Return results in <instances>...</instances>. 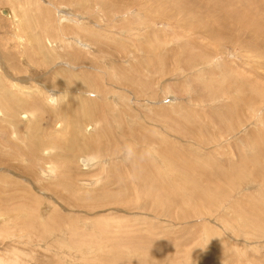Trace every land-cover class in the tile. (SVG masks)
<instances>
[{"label":"rangeland","instance_id":"rangeland-1","mask_svg":"<svg viewBox=\"0 0 264 264\" xmlns=\"http://www.w3.org/2000/svg\"><path fill=\"white\" fill-rule=\"evenodd\" d=\"M207 1L0 0V264H264V10Z\"/></svg>","mask_w":264,"mask_h":264},{"label":"bare ground","instance_id":"bare-ground-1","mask_svg":"<svg viewBox=\"0 0 264 264\" xmlns=\"http://www.w3.org/2000/svg\"><path fill=\"white\" fill-rule=\"evenodd\" d=\"M193 1H195V0H193ZM199 2H202V1H204V0H198ZM210 1H213V0H209V3H208V1H207V4H211V6L213 7L212 9H215V10H212V11H216V14L215 15H213L212 16V18L215 16L216 17V15H217V18H218V20L220 19V17L222 16V25L223 26H226L227 24H225V22H227L228 24H229V22H231V21H229V19H234V18H236V17H242L241 15H243V16H245V17H247L248 15H250V10L248 9V11H247V9L245 8V7H239L240 9L242 8V9H245V11L243 10L242 11V9H241V13H239V11L237 10H235L234 9V11L235 12H230V9H227V8H231L232 9V7H231V5H232V3H230L229 1H228V3L227 2H225V8L226 9H224V7H223V5H221V3H219V4H217L216 5V3L215 4H212ZM222 1V0H221ZM227 1V0H226ZM233 1V0H232ZM250 2H252L253 4L255 3V7H259L258 9H259V11H261V10H264V4H263V6H261V3L258 1V0H249ZM249 1H245V2H249ZM187 2V1H186ZM190 2H192V1H190ZM262 2V1H261ZM264 2V1H263ZM189 3V2H188ZM194 3V2H193ZM198 3V2H197ZM226 3H227V5L229 4H231L230 6L228 5V6H226ZM251 3V4H252ZM234 4V3H233ZM194 5V4H193ZM202 5V4H201ZM200 5V6H201ZM206 5V4H205ZM250 5V4H249ZM177 6V5H176ZM175 6V7H176ZM204 6V5H203ZM202 6V7H203ZM233 6H236L235 4L233 5ZM191 7V6H190ZM193 7V6H192ZM205 7V6H204ZM237 7V6H236ZM178 8H179V6H178ZM184 8V7H183ZM186 8V7H185ZM194 8V7H193ZM193 8H192V10H193ZM234 8V7H233ZM238 8V7H237ZM251 8V7H250ZM254 9V8H253ZM256 9V8H255ZM183 10V9H182ZM190 10H191V8H190ZM190 10H189V12H190ZM191 10V11H192ZM195 10V13L196 12H198V11H196V9H194ZM198 10H200V9H198ZM184 11H185V9H184ZM211 11V12H212ZM226 11H227V14H225L226 13ZM232 11V10H231ZM4 12L6 13V14H4ZM2 14L3 15H5L7 18H9V19H12V16H11V12L10 13H8L7 14V12L6 11H4ZM253 12V11H252ZM251 12V13H252ZM263 12V11H262ZM194 13V12H193ZM215 13V12H214ZM213 13V14H214ZM254 13V12H253ZM253 13H252V15H253ZM264 14V13H263ZM208 17V16H207ZM206 17V18H207ZM231 17H234V18H231ZM238 18H236L237 20H238ZM243 18V17H242ZM248 18L250 19V18H252L251 17V15H250V17L248 16ZM65 19V18H64ZM213 19H215V18H213ZM244 19V18H243ZM248 19V22H250L251 20H249ZM253 19V18H252ZM237 20H234V22L235 21H237ZM246 20V19H245ZM247 21V20H246ZM253 21V20H252ZM12 22L14 23V25H15V20H12ZM238 22H240V21H238ZM238 22H236L237 23V26L238 25H240V23H238ZM201 23H204V21H203V19H201ZM207 23V22H206ZM236 23H233L232 25H231V23H230V25H231V27H233L234 26V24H236ZM205 24V23H204ZM219 24H220V22H219ZM245 24V23H244ZM250 24V23H249ZM13 25V26H14ZM202 25V24H201ZM209 25V24H208ZM210 26V27H209ZM209 26H207V31L209 32V35H210V37L211 38H215L216 37V31L215 30H213L212 28H211V24L209 25ZM250 26V25H249ZM239 27V26H238ZM238 27H236V28H238ZM245 30H246V28L245 27H243ZM205 29V28H204ZM227 29H228V27H227ZM254 29V28H253ZM197 30H199L198 28H197ZM205 30V31H206ZM229 30H230V28H229ZM250 30V29H249ZM257 30V29H256ZM255 30V31H256ZM258 31V30H257ZM253 32H254V30H253ZM252 32V33H253ZM259 32V31H258ZM257 33V32H256ZM263 33V32H262ZM207 34V33H206ZM205 34V35H206ZM259 34H261V32L259 33ZM208 35V34H207ZM255 35H258V34H255ZM253 36H254V34H253ZM259 36V35H258ZM205 38V37H204ZM219 39V38H218ZM49 41V40H48ZM50 43V42H49ZM51 44V43H50ZM249 44V43H248ZM55 50V49H54ZM59 50V49H58ZM60 98V97H59ZM54 100L55 99H51L50 100V102H51V105L53 104V103H55L54 102ZM56 104V103H55ZM87 109V108H86ZM88 110V109H87ZM23 115H25V114H23ZM27 116H29V115H27ZM21 117V116H20ZM23 118H25V117H23ZM91 127V126H90ZM88 130V129H87ZM93 130V129H92ZM77 131V130H76ZM133 131V130H132ZM82 137H80L79 139H78V142L77 143H80L81 141H82V143L85 145L86 144V142H88L89 143V146H90V148L91 147H95V146H93V142H91V140L89 139V140H87V139H84V138H82ZM198 139V138H197ZM36 145V144H35ZM36 147L37 146H34L33 147V150H32V152L36 149ZM39 148V147H38ZM77 148V147H76ZM87 148V147H86ZM70 149V148H69ZM87 149H89V148H87ZM162 154V153H161ZM84 157V156H83ZM78 161H80L81 162V167H82V170H87L90 166H91V164H92V159L89 157V156H86V157H84V158H80V159H78ZM77 161V162H78ZM147 165V164H146ZM59 167H60V165H59ZM47 170L46 171H48V173L47 172H45L44 170L43 171H41L42 172V175L44 176V177H46V176H49V175H54L55 174V172H56V167L55 166H53V164L51 165V166H49V167H47L46 168ZM21 170V169H20ZM65 175V174H64ZM81 182V184H83V186H87V187H90L91 185H93V183L95 182V183H97V179L96 178H94L93 180H92V182L91 181H88V180H80ZM86 188V187H85ZM2 264V263H1Z\"/></svg>","mask_w":264,"mask_h":264}]
</instances>
